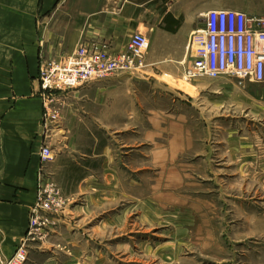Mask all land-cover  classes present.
<instances>
[{"label":"rangeland","instance_id":"obj_1","mask_svg":"<svg viewBox=\"0 0 264 264\" xmlns=\"http://www.w3.org/2000/svg\"><path fill=\"white\" fill-rule=\"evenodd\" d=\"M103 103L74 106V159L49 138L62 206L20 264H264V85L132 79Z\"/></svg>","mask_w":264,"mask_h":264},{"label":"crops","instance_id":"obj_2","mask_svg":"<svg viewBox=\"0 0 264 264\" xmlns=\"http://www.w3.org/2000/svg\"><path fill=\"white\" fill-rule=\"evenodd\" d=\"M212 10L261 20L222 0H0V264L13 257L25 237L42 146L53 143L49 138L66 142L70 151L52 165L76 157L71 150L78 135L73 128L79 126L74 106L101 100L105 107L107 98L132 79L184 78L193 62L189 41ZM136 34L147 39L142 67L59 94L57 120L44 128L40 60L81 46L123 53Z\"/></svg>","mask_w":264,"mask_h":264},{"label":"built area","instance_id":"obj_3","mask_svg":"<svg viewBox=\"0 0 264 264\" xmlns=\"http://www.w3.org/2000/svg\"><path fill=\"white\" fill-rule=\"evenodd\" d=\"M147 39L134 35L123 53L81 46L68 55L42 59L38 67L39 95L43 107L44 128L57 120V96L116 73H134L142 67ZM188 49L193 53L192 65L186 69L187 79L236 78L239 82L264 85V22L249 19L243 12L212 10L203 27L194 33ZM50 148L40 150L36 201L30 210L24 239L13 257L2 264H20L22 252L29 238L47 222L46 214L60 212L62 199L59 189L42 174L50 160Z\"/></svg>","mask_w":264,"mask_h":264}]
</instances>
